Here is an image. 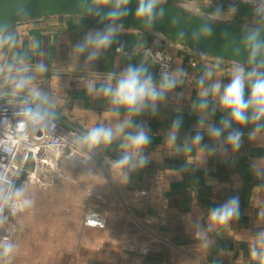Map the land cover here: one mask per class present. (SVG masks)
Here are the masks:
<instances>
[{
    "label": "clouds",
    "instance_id": "obj_1",
    "mask_svg": "<svg viewBox=\"0 0 264 264\" xmlns=\"http://www.w3.org/2000/svg\"><path fill=\"white\" fill-rule=\"evenodd\" d=\"M35 3L36 0H0V10L6 8L8 21L0 19V106H5V110L11 108L18 135L28 138L53 131L65 105L61 104L64 99L60 86L62 73L53 74L56 76L55 89L45 91L41 80L50 71L49 64L39 61L33 68L25 56L16 52L20 43L14 25L32 19ZM71 5L75 14L83 20L94 19L97 25L84 30L83 37L71 45V54L76 58L72 72L79 67L86 74L81 78L85 81L83 88L92 99L106 101L107 117L67 141L77 151L65 153L64 161L72 166L94 165L95 158L103 156L113 179L125 185L130 183L133 175L152 158L147 149L153 134L141 117H156L169 102H176L177 115L165 133V145H173L175 150L170 152L173 155L191 153L194 145L198 154L193 164L198 167L217 155L235 162L234 157L244 142L245 128L249 129V141H264V0H227V6L225 0H207L204 7L186 0H71ZM242 6H246L248 12L241 18ZM129 17L135 21L131 29L140 38L136 45L140 51L151 50L147 47L148 36L153 37L154 46L169 39L199 56H210L208 48L202 46L214 39L220 42L219 50L211 55L217 58V63L206 66L195 80L197 99L191 110L197 115V123L194 134L186 136L182 143H178L183 125L179 100L185 93L177 89L184 87L189 73L179 63L173 68L163 59L152 64L144 60L126 63L123 68L117 63L106 74L91 71L97 61L106 60L110 49L127 55L120 37L129 31L125 25ZM238 19L239 33L234 34L229 29ZM82 21L76 25L83 27ZM165 23L168 32L158 31L157 27ZM221 25L223 30L217 36V28ZM30 47L35 50V41L30 42ZM225 60L233 66L227 83L217 75ZM157 64L159 72L154 75L152 69ZM218 112L220 119L215 122ZM205 135L209 143L203 142ZM113 146L116 159L107 155ZM57 171L64 176L60 167ZM250 171L261 184L264 183V157L254 159ZM23 175L20 168L0 169L2 232H8L14 219L35 209L33 189L27 178L21 181ZM258 207L257 230L244 239L251 261L264 264V206ZM202 215L206 216V226L200 219L193 221L191 214L187 219L198 249L206 254L215 245L214 237L230 230L239 220L240 198L231 196ZM19 248L11 235L0 238V264H14ZM219 255L230 253L220 250ZM216 264H220L219 259Z\"/></svg>",
    "mask_w": 264,
    "mask_h": 264
},
{
    "label": "crops",
    "instance_id": "obj_2",
    "mask_svg": "<svg viewBox=\"0 0 264 264\" xmlns=\"http://www.w3.org/2000/svg\"><path fill=\"white\" fill-rule=\"evenodd\" d=\"M186 1L196 3L199 7L206 6L207 2ZM247 12V7L242 6L240 17ZM82 20L83 17L78 14H58L35 18L14 26L20 43L16 52L25 56L33 68L39 61L49 64L50 71L41 80V87L45 91L55 89L56 76L53 74L62 73L60 86L65 100L62 99L61 104L62 107L65 105L60 120L66 126L73 127L75 134L107 117L104 111L106 101L92 99L83 88L85 81L81 78L86 74L79 67L72 72L76 58L71 54V45L83 37L84 30L97 26L94 19ZM79 21H82L83 27L76 25ZM125 25L129 27V31L120 37V41L125 45L127 55L117 54L114 49H110L106 60L97 61L91 71L106 74L117 63H120L121 68L126 63L135 64L144 60L149 64L153 63L148 52L137 50L140 38L131 29L133 25ZM31 41H35L37 45L35 50L30 47ZM152 44L153 37L148 36L147 46ZM171 51L174 54V66L179 63L189 73L184 87L177 89L185 93V97L179 100L183 125L178 143H182L186 136L194 134L197 123V115L191 110L197 99L195 80L206 70V66H214L217 60L206 57L191 66L185 50L172 47ZM82 61L83 57L80 58V63ZM232 67L231 63L222 61L217 70V75L225 78V83L228 82L227 76ZM152 71L154 75H158L155 66ZM88 75L93 79L97 78L93 74ZM176 115V102H169L156 117H141V120L147 121L153 134L152 143L147 149L152 158L147 166L133 175L130 183L125 185L113 179L109 166L104 165L103 156H99L112 178L104 189L96 184L90 189L87 207L102 206L106 225L102 229L84 225V213H64V217L59 213V232L73 235L66 240L69 245L61 247L69 250L71 244L74 245V253L67 252L64 258L59 259L61 264H216L217 259L220 264H254L248 257V244L244 238L255 234L259 222L258 206H264V183L261 184L250 171L251 162L264 157V141H249V129L245 128L244 142L234 157L235 162L217 155L209 157L204 166L198 167L193 164L198 154L194 145L191 153L183 152V155L170 154L175 150L173 145H165V133ZM219 119L218 112L214 120L218 122ZM67 141L65 139L62 145L53 148L45 161L29 158L25 162L24 168L32 182L51 185L49 177L55 172L58 174L59 168V164L52 160L53 155L67 148L64 147ZM203 142L209 143L206 135ZM72 152L75 149H70L67 154ZM107 155L112 159L117 158L115 146ZM95 159L98 160V157ZM67 178L70 180L71 177ZM231 196L240 198L239 220L227 230L228 233L215 236L216 242L212 249L206 254L202 253L193 237L188 215L191 214L193 221L200 219V223L206 226V216L202 214ZM52 224L55 226V223H49ZM153 236L159 237L163 242L154 241L151 238ZM124 237L146 243L147 251H132L121 241ZM220 250L230 255L220 256Z\"/></svg>",
    "mask_w": 264,
    "mask_h": 264
},
{
    "label": "rangeland",
    "instance_id": "obj_3",
    "mask_svg": "<svg viewBox=\"0 0 264 264\" xmlns=\"http://www.w3.org/2000/svg\"><path fill=\"white\" fill-rule=\"evenodd\" d=\"M72 136H67V139L70 140ZM64 147L67 148L61 149L52 159L59 164L64 176L59 172L51 174V185L32 182L26 169H23L21 181L27 178L33 189L36 205L33 212L19 218L20 223L11 236L20 245L14 264H61L59 259L64 258L67 252L73 254V243L69 250L61 247L69 245L66 240L73 235L59 232V213H62V217L65 216L64 213H84L90 201V189L95 184L104 189L112 178L99 156L94 165L72 166L70 162L64 161V154L75 149L70 143H66ZM67 177H71L70 180ZM50 222L55 223V226L49 225Z\"/></svg>",
    "mask_w": 264,
    "mask_h": 264
},
{
    "label": "built area",
    "instance_id": "obj_4",
    "mask_svg": "<svg viewBox=\"0 0 264 264\" xmlns=\"http://www.w3.org/2000/svg\"><path fill=\"white\" fill-rule=\"evenodd\" d=\"M150 51L148 53L151 56L153 63H158L161 59L169 61L171 66L175 68L172 53V47H176L171 42L163 39L160 46L149 45L147 46ZM178 48V47H176ZM181 49V48H178ZM184 50V49H182ZM188 62L191 66H195L200 59H205L204 56L194 55L191 51H186ZM217 60V58H214ZM224 63H231L223 61ZM156 73L159 72V65H154ZM75 132L71 129H66L60 125L55 126L54 130L41 134L35 137H21L17 133V127L15 120L12 117V110L8 108L5 110V106H0V169H24V164L29 158H34L40 162L45 161L47 155L55 147H59L63 144V141L67 139V136L74 135ZM20 223L19 219H14L11 228L8 232L0 233V238L5 235H11L15 231L16 225ZM83 224L89 227L102 229L106 225V215L102 206L94 207L89 206L86 208L83 214ZM156 242H163L157 236L151 237ZM121 241L134 252H146L147 245L142 241L124 237Z\"/></svg>",
    "mask_w": 264,
    "mask_h": 264
},
{
    "label": "water",
    "instance_id": "obj_5",
    "mask_svg": "<svg viewBox=\"0 0 264 264\" xmlns=\"http://www.w3.org/2000/svg\"><path fill=\"white\" fill-rule=\"evenodd\" d=\"M132 6L134 7V4ZM34 9H35V12L33 13L32 19L52 16V15H58V14H75L74 9L72 8V5H71V0H36V3L34 4ZM0 19H3L5 22H8L7 21V10H6V8L3 10H0ZM125 24H129V25L134 26L135 21L133 20L132 17H129L125 21ZM238 24H239V21H237L236 23L231 25L229 30L231 32H233L234 34H238L239 33ZM223 27L224 26L221 25L220 27L217 28V36L219 35V32L223 30ZM157 30L164 32V33H167L168 28H167L166 23L159 25L157 27ZM166 40L171 42L176 47L181 48L174 41L169 40V39H166ZM219 44H220L219 40L214 39L209 45L202 46V47L208 48V52L210 55V56H204V57L216 58L215 56H211V55L215 54V52H217L219 50ZM181 49L189 51L186 48H181ZM225 61H227V60H225Z\"/></svg>",
    "mask_w": 264,
    "mask_h": 264
},
{
    "label": "trees",
    "instance_id": "obj_6",
    "mask_svg": "<svg viewBox=\"0 0 264 264\" xmlns=\"http://www.w3.org/2000/svg\"><path fill=\"white\" fill-rule=\"evenodd\" d=\"M66 15V14H65ZM67 15H70V14H67ZM182 50V49H181ZM184 51V50H183ZM60 126L66 128V129H71V130H74L73 127H70V126H66L65 124L62 123V121L59 119V124ZM22 179V177H21Z\"/></svg>",
    "mask_w": 264,
    "mask_h": 264
}]
</instances>
